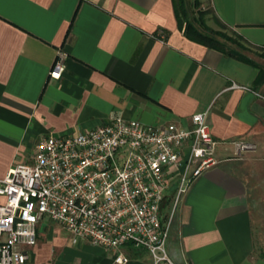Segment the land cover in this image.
I'll return each mask as SVG.
<instances>
[{
  "label": "crops",
  "instance_id": "0c3cea01",
  "mask_svg": "<svg viewBox=\"0 0 264 264\" xmlns=\"http://www.w3.org/2000/svg\"><path fill=\"white\" fill-rule=\"evenodd\" d=\"M206 3L249 46L264 47V0ZM57 56L63 71L54 79ZM256 74L185 38L172 0H0V179L30 163L39 138L92 128L111 112L187 124L206 111L217 162L173 206L167 192V260L125 244V264H264L254 247L255 235L264 240V78L255 84ZM237 140L253 148L237 154ZM35 235L25 264H111L110 251L71 242L46 218Z\"/></svg>",
  "mask_w": 264,
  "mask_h": 264
},
{
  "label": "built area",
  "instance_id": "2783aa9c",
  "mask_svg": "<svg viewBox=\"0 0 264 264\" xmlns=\"http://www.w3.org/2000/svg\"><path fill=\"white\" fill-rule=\"evenodd\" d=\"M62 71L57 56L49 77ZM205 117L200 111L187 124H145L111 112L92 128L39 138L30 163L12 164L0 179V264L26 263L43 218L73 243L110 251L111 264L127 262L125 244L146 249L155 262L167 260L168 220L160 215L167 192L173 206L217 162ZM232 143L237 154L253 148Z\"/></svg>",
  "mask_w": 264,
  "mask_h": 264
},
{
  "label": "trees",
  "instance_id": "16d2710c",
  "mask_svg": "<svg viewBox=\"0 0 264 264\" xmlns=\"http://www.w3.org/2000/svg\"><path fill=\"white\" fill-rule=\"evenodd\" d=\"M172 2L176 25L182 31V34L185 38L208 48L218 50L219 52L242 62L254 65L257 67V74L254 78V83L258 84L263 80L264 68L254 63L237 49L227 46L226 43L228 42L234 44L239 49H247V47H251L242 39L241 36L236 34V38L238 40H234L231 37L225 35L223 32L219 30H213L207 26L201 15L189 16L185 9L184 0H172ZM214 18L217 22H219L215 16ZM254 49L257 51L261 49V51L264 52V47L257 46ZM262 52L258 55L263 56L264 53ZM259 255L264 258V255Z\"/></svg>",
  "mask_w": 264,
  "mask_h": 264
},
{
  "label": "rangeland",
  "instance_id": "374dc122",
  "mask_svg": "<svg viewBox=\"0 0 264 264\" xmlns=\"http://www.w3.org/2000/svg\"><path fill=\"white\" fill-rule=\"evenodd\" d=\"M184 5H185L186 12L188 13L189 16L201 15L207 26H209L213 30H219V31L223 32L225 35L231 37L234 40H238L236 38L237 33L235 32L234 29H232L229 26H226L224 24H221L215 20L213 13L211 12L208 4L206 3V0H184ZM226 44L229 47L237 49L242 54L250 56L251 58H253L257 62L264 64V60L260 59L256 56V54L258 52L254 48L247 47V49L246 48L245 49H239L234 44H231L228 42ZM167 209H168V206L166 207V204L164 203L161 206V211H160V215H161L163 222L166 220V217L169 214V211ZM254 239H255V243H254L255 252L257 254L261 253L264 255V240H263V238H260L259 236L255 235Z\"/></svg>",
  "mask_w": 264,
  "mask_h": 264
}]
</instances>
